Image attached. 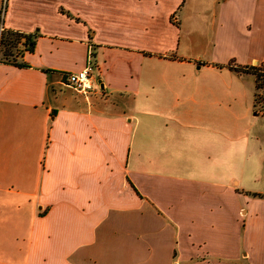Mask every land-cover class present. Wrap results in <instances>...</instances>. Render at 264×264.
Masks as SVG:
<instances>
[{"label":"crops","instance_id":"0c3cea01","mask_svg":"<svg viewBox=\"0 0 264 264\" xmlns=\"http://www.w3.org/2000/svg\"><path fill=\"white\" fill-rule=\"evenodd\" d=\"M0 22L31 39L0 58V264H264V116L188 147V64L264 61V0H0ZM89 59L84 95L64 77Z\"/></svg>","mask_w":264,"mask_h":264},{"label":"rangeland","instance_id":"374dc122","mask_svg":"<svg viewBox=\"0 0 264 264\" xmlns=\"http://www.w3.org/2000/svg\"><path fill=\"white\" fill-rule=\"evenodd\" d=\"M186 6L187 4H185V8ZM182 13L183 8H180L175 16L183 18ZM187 13L188 9L185 12L186 16ZM5 33V31L2 32L0 37V58L7 56L6 58L11 59L19 50L18 43L6 48L3 43ZM190 44L188 43V61L193 62V55L195 56L196 51L203 47H197V42L194 40ZM196 65L188 64V106L191 107V110L199 112L191 119L192 124L198 128L194 129V135L191 141H188V147L191 145L192 151L204 149L206 152L212 144L218 142L222 144V148L228 154L235 136L246 132L245 129L249 128L252 123L249 115L253 112L254 92L256 91L255 76L241 69L235 71L229 66L227 67L233 71L232 73L224 69L220 72L211 71L205 67L197 71ZM252 65L259 66V63L254 62ZM262 91L259 89L258 93L261 95ZM191 97L197 99L198 103L192 102L193 98L190 101ZM255 108L258 109L259 106ZM218 110L224 117H216ZM204 125L209 127V130L202 129ZM189 130L191 129H188V133ZM213 151L215 152V148ZM112 264L121 263L114 261Z\"/></svg>","mask_w":264,"mask_h":264},{"label":"trees","instance_id":"16d2710c","mask_svg":"<svg viewBox=\"0 0 264 264\" xmlns=\"http://www.w3.org/2000/svg\"><path fill=\"white\" fill-rule=\"evenodd\" d=\"M3 38H4L3 43L5 44L6 48H8L9 45L13 46L14 44L20 42L21 38L25 39L24 41L25 43L31 41L29 35H25L23 33L14 32V31H6V33L3 35ZM228 66L229 68H232L235 71H239L238 69H241L244 72L253 74L255 76L256 91L254 92L253 106L255 111L260 112L264 116V61L259 62V66L252 64L244 65V66H234L232 62ZM259 89L263 90L261 95L258 93ZM257 106H259L258 109L255 108Z\"/></svg>","mask_w":264,"mask_h":264},{"label":"built area","instance_id":"2783aa9c","mask_svg":"<svg viewBox=\"0 0 264 264\" xmlns=\"http://www.w3.org/2000/svg\"><path fill=\"white\" fill-rule=\"evenodd\" d=\"M3 32V25L0 22V37ZM93 63L89 59L86 65L77 71L68 72L65 74V82L68 86L72 87L77 92L88 95L93 88L92 77Z\"/></svg>","mask_w":264,"mask_h":264},{"label":"water","instance_id":"95a60500","mask_svg":"<svg viewBox=\"0 0 264 264\" xmlns=\"http://www.w3.org/2000/svg\"><path fill=\"white\" fill-rule=\"evenodd\" d=\"M256 62V61H255Z\"/></svg>","mask_w":264,"mask_h":264}]
</instances>
